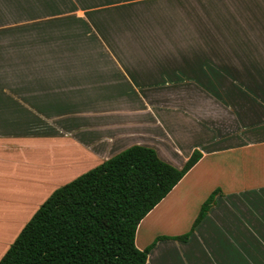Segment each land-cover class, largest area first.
Segmentation results:
<instances>
[{
	"label": "crops",
	"instance_id": "1",
	"mask_svg": "<svg viewBox=\"0 0 264 264\" xmlns=\"http://www.w3.org/2000/svg\"><path fill=\"white\" fill-rule=\"evenodd\" d=\"M54 1L0 0V214L20 215L19 232L55 188L132 144L176 167L198 149L136 246L186 232L221 194L145 264H264V0H101L57 28H15L14 2L20 27L30 8L32 23L48 19L38 15ZM192 195L184 225L153 232L158 208L184 210Z\"/></svg>",
	"mask_w": 264,
	"mask_h": 264
},
{
	"label": "trees",
	"instance_id": "2",
	"mask_svg": "<svg viewBox=\"0 0 264 264\" xmlns=\"http://www.w3.org/2000/svg\"><path fill=\"white\" fill-rule=\"evenodd\" d=\"M194 149L180 167L157 151L132 144L55 188L24 223L0 264H145L159 239L186 240L221 194L201 202L190 228L135 244L141 219L198 161Z\"/></svg>",
	"mask_w": 264,
	"mask_h": 264
},
{
	"label": "rangeland",
	"instance_id": "3",
	"mask_svg": "<svg viewBox=\"0 0 264 264\" xmlns=\"http://www.w3.org/2000/svg\"><path fill=\"white\" fill-rule=\"evenodd\" d=\"M97 1H99L98 3H101V0H93V1L74 0L73 1L74 4L71 5V0H56L57 3H55V1H54L53 2L54 5H52V6L48 7V8L46 6L45 10L41 11V13L38 15V17L39 16L41 17L42 15L45 14V15H47L46 18H48V19L44 18L38 23H32V19H31V18H34V17L37 16L38 9L37 8H30L31 9V13H29L27 15H20V17L22 19L30 20L28 22L30 24L26 25V24L22 23L24 26L21 25L20 27L16 26V25H18V23H20V21H17L19 18H17L16 15H13V12L15 10L17 11L19 9V7L15 6L16 5L15 3H17V2H14L13 3L14 6L11 7L10 16L12 18L16 19V21L14 22L15 28H20V29L21 28H23V29L24 28H27V29H42V30L52 28L53 26H55V28H57V26L60 24V21L62 19H64V15H65L64 13H78L79 14V13H81V11H76V10L72 11V10L76 9V7L78 8V6L81 5V4H83V5L84 4L85 5H91L93 3H96ZM76 2H77V4H76ZM25 9L28 11V8H25ZM99 9L101 10V8H99ZM100 10L96 11V12L101 13ZM55 13H61L62 14L61 16H63V17L62 18H58L59 17L58 16L56 18V17L53 16V14H55ZM24 23H26V22H24ZM70 25L71 24H69L68 22H62L61 23L62 29H65L68 26L67 29L70 30ZM74 26H75V23H74ZM254 197H256V198H254L255 200H258V196H254ZM259 200L263 201L264 197L259 198ZM197 201H198L197 196H195V195L190 196L188 199H186V205L184 206V210H181V211L177 210L176 207H174L176 211L175 210L171 211L169 206L172 205L173 203L170 204V203L166 202L165 205L163 206V208L162 209H161V207L158 208L159 209L158 212L153 213L151 218H148L147 221L148 222H151V221L154 222L155 226L153 227V232L157 228H160L161 226H165V227L168 228V227H171L172 225H175V226L179 225L178 226V228H179L182 225H184L185 222L188 221L191 213L194 211V208L196 206ZM167 208H168V211H167L168 213L165 212V210ZM198 209H197V211H198ZM22 215L25 216L27 214H22ZM176 217H181V219L182 218L183 219H182V221L177 222V223L173 222L171 226H167V225H169V224H167L169 222V220H175ZM20 223H21V216L20 215L0 214V247L5 245L8 242V240L11 238L12 234L14 235V237L16 236L15 233L18 230L17 227L20 225ZM17 233H18V231H17ZM139 240H141V234H140V239ZM12 241H13V239L11 241H9V244ZM4 248L5 247H3V249ZM1 249H0V251H1Z\"/></svg>",
	"mask_w": 264,
	"mask_h": 264
}]
</instances>
